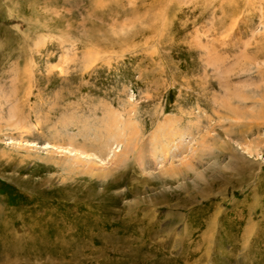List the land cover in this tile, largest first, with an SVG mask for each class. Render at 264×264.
<instances>
[{
	"label": "rangeland",
	"instance_id": "374dc122",
	"mask_svg": "<svg viewBox=\"0 0 264 264\" xmlns=\"http://www.w3.org/2000/svg\"><path fill=\"white\" fill-rule=\"evenodd\" d=\"M0 264H264V0H0Z\"/></svg>",
	"mask_w": 264,
	"mask_h": 264
},
{
	"label": "bare ground",
	"instance_id": "6f19581e",
	"mask_svg": "<svg viewBox=\"0 0 264 264\" xmlns=\"http://www.w3.org/2000/svg\"><path fill=\"white\" fill-rule=\"evenodd\" d=\"M184 171V170H183Z\"/></svg>",
	"mask_w": 264,
	"mask_h": 264
}]
</instances>
